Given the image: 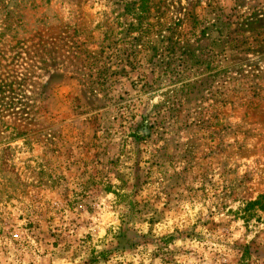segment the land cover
I'll use <instances>...</instances> for the list:
<instances>
[{"label":"rangeland","instance_id":"rangeland-1","mask_svg":"<svg viewBox=\"0 0 264 264\" xmlns=\"http://www.w3.org/2000/svg\"><path fill=\"white\" fill-rule=\"evenodd\" d=\"M264 0H0V264H264Z\"/></svg>","mask_w":264,"mask_h":264},{"label":"trees","instance_id":"trees-1","mask_svg":"<svg viewBox=\"0 0 264 264\" xmlns=\"http://www.w3.org/2000/svg\"><path fill=\"white\" fill-rule=\"evenodd\" d=\"M264 212V196H261L258 200L250 202L243 210L242 218L246 221L251 217L253 211Z\"/></svg>","mask_w":264,"mask_h":264}]
</instances>
